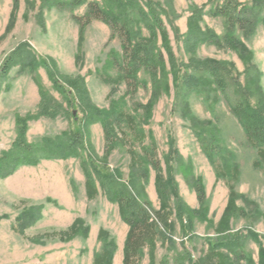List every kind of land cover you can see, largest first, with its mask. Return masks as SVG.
<instances>
[{
  "label": "rangeland",
  "instance_id": "obj_1",
  "mask_svg": "<svg viewBox=\"0 0 264 264\" xmlns=\"http://www.w3.org/2000/svg\"><path fill=\"white\" fill-rule=\"evenodd\" d=\"M132 1L145 14L157 10L160 28L137 22L130 10L127 19L137 35L133 42L154 48L164 63L154 75L137 72L130 94L116 81L120 38L103 22L81 30L73 21L84 16L85 4L0 0V264H93L104 250L99 231L114 245L111 263L122 264L128 227L113 202L118 195L155 211L167 202L172 214L171 227L160 228L163 237L144 249L140 264H263L250 234L264 243V166L254 167L256 150L232 109L247 99L264 119V13L258 10L264 0L259 6L234 0L233 17L255 20L249 36L215 13L227 0ZM228 34L240 48L226 46ZM214 37L219 44L200 42ZM15 54L18 62L1 75ZM186 76L199 80L197 88H183ZM118 112L132 116L134 132L113 121ZM22 126L30 147L78 138L76 156L14 170L19 160L10 157L24 149L16 147ZM151 144L163 180H173L175 191L164 186L163 198L146 161ZM131 152L142 168L132 165ZM233 168L238 177L230 200ZM87 174L97 192L90 200ZM29 212L32 225L19 229V216Z\"/></svg>",
  "mask_w": 264,
  "mask_h": 264
},
{
  "label": "trees",
  "instance_id": "obj_2",
  "mask_svg": "<svg viewBox=\"0 0 264 264\" xmlns=\"http://www.w3.org/2000/svg\"><path fill=\"white\" fill-rule=\"evenodd\" d=\"M14 5L17 0H13ZM107 4V8L102 7L99 3L88 2L87 0H69L70 7H79L81 5H86V12L82 17H72L73 21L76 22L79 28L82 30L85 26L89 25L91 21H100L105 23L112 34L118 36L121 40V49L123 51V55L120 62L114 61V65L117 68L118 75L116 77L117 82H124L128 92L134 93L135 89L138 87V82L136 79V74L140 70L145 69L150 74L154 75L157 72L159 65H162L163 59L162 56L158 53L154 54V48H150L144 43L140 44L138 40L137 42H133V38L137 35L133 31L131 22L127 19L129 15L128 10L136 12L140 19H136L137 22L141 23V21H145L147 24H152L154 27L160 28L161 22L159 20V16L157 10L152 9L147 14L144 13L143 9L138 6L132 0H110ZM234 0L226 1V8L216 9L215 13L221 15L222 17L228 18V22H230L231 27H237L240 31H242L246 36L253 33L255 27L254 19H247L243 17H233L235 7L237 4ZM261 0H255V4L259 6ZM113 3H115L113 5ZM260 12L264 13V4L260 7ZM242 11H245L242 10ZM242 13V12H241ZM195 18V15H193ZM226 46L240 48L239 43L232 39L231 35H227L225 37ZM210 44H219L216 37L213 40H204L200 42H207ZM166 47V46H165ZM167 48V47H166ZM169 54V48H167ZM19 55V52H17ZM25 53V52H24ZM18 55L9 57L1 66V75H6L11 68L18 62ZM170 55V54H169ZM216 67L213 66L212 73H216ZM211 73V72H210ZM178 78V77H177ZM177 80V79H176ZM199 80H197L194 76L185 77L182 79V86L187 90H194L197 88ZM260 108H254L251 106L250 102L247 99H243L240 104H238L235 108L232 109V113L236 117L243 118V131H245L247 141L249 145H251L256 150V156L258 161L254 163L255 168H259L260 164L264 166V119L260 115ZM113 121L116 123H124L126 128L130 131H135L136 124L135 120H133L132 116L125 114L124 112H118L113 117ZM24 128L22 126L21 130L18 133V139L16 142L17 148H24L21 150V153H17L14 157H10V159H17V163H15L16 170L21 165L32 166L37 164L40 160L46 159H66L70 157L76 156V149L81 144V142L76 137H70L67 141H59V143L45 140L40 145L37 146H28L25 143L24 138ZM107 135V133H106ZM147 153L146 161L149 163V166L152 168L156 180H155V188L159 197L163 198L166 191L168 189H172L175 191L171 184L173 183L172 176H169L168 182L164 181L163 176H161V167L159 163L153 160L155 156V148L154 145L151 144L148 149L145 150ZM132 165H136L138 168H142L143 166H137L138 160H136V154L134 152L130 153ZM8 157V156H7ZM209 157V156H208ZM211 158L209 157V160ZM95 171V170H94ZM233 175L229 181V198L230 200L234 196V188L232 186L233 182L237 181V169L233 168ZM14 171L6 174L5 176H9ZM264 173V169H263ZM95 174L99 177V173L96 171ZM217 179L222 178L223 174L217 171L216 173ZM88 180L85 182V193L87 195V199H94L97 195L95 190V186ZM100 178V177H99ZM164 181L165 183H163ZM200 182L198 181L195 184L194 189L196 192V197L198 203H203V191L200 187ZM164 186L166 187L164 190ZM114 203L119 206V214L121 220L127 225L128 231L123 244V255H122V264H140L141 257L144 249L148 247V245H153L159 238H162L164 233L161 229L171 227V223H169V217L172 216L171 211L169 209L168 203L164 202L163 208L159 211H155L151 205L147 202H138L134 198L126 199L123 196H119L113 200ZM163 202V199H162ZM32 214L26 213L19 216L18 223L19 229L24 230L32 225ZM78 223L74 224L69 230V238H73L76 235ZM161 225V227H160ZM98 241L103 244V251L100 254H96L93 258V264H112V257L114 254V245L111 241L108 240V235L103 231L98 232ZM251 240L259 244V258L264 264V243H261L258 235L251 233ZM214 246L219 247L218 243H215Z\"/></svg>",
  "mask_w": 264,
  "mask_h": 264
}]
</instances>
